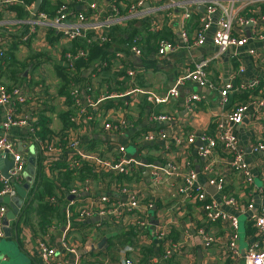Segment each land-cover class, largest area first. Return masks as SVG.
I'll return each instance as SVG.
<instances>
[{
    "label": "crops",
    "instance_id": "obj_1",
    "mask_svg": "<svg viewBox=\"0 0 264 264\" xmlns=\"http://www.w3.org/2000/svg\"><path fill=\"white\" fill-rule=\"evenodd\" d=\"M55 0H52L54 3ZM65 2L73 8L83 6L89 21L101 22L106 13L109 12L108 0H59ZM178 1V0H177ZM226 7L231 4L227 0L222 1ZM94 4V9H89L90 4ZM149 6H153L150 3ZM234 6H238L235 4ZM202 6H195L189 1H178L169 10L155 14L158 19L157 25L151 27L150 31L168 28L173 32L174 39L179 44L175 51L168 52L163 56H155L154 51L143 58L142 53L136 55L132 50L123 46L124 51H119L122 58L120 63L126 64L135 71L134 77L130 79L125 76L120 81L121 85L113 78V70L97 75L91 73V78L87 82H92L93 89L90 99L93 106H89V112L94 116V121L79 129V146L81 150L90 153L103 161H111L118 157L119 148H124L125 159H131L134 169L132 174L136 177L141 172V179H130L125 182L111 173H98L94 179H90L87 192L80 190L83 183H71L70 189H79L75 196L69 195L65 198L66 202L60 201L57 205L61 206V213L52 214L48 217L46 224L40 223V218L35 211L30 213L29 223H25L22 211L31 200L30 190L33 185L35 175L51 177L49 163L43 169H38L39 162L48 159L51 161H66L67 154L48 155L40 152L34 147L35 165L34 173L30 175L29 189L23 199L22 207L17 216L18 222L9 220V229L1 241L0 264H43L40 259L38 243L40 240L47 241L55 251L57 256L65 257L67 264H122L120 248L112 258L107 256V251L112 248L107 246L103 250H95L75 258L68 253L62 245V239L67 245L80 252L83 246L97 244L105 234L116 233L119 231L118 225L100 224L85 221L83 226L75 220L77 209L82 201L107 195L114 200L127 202L128 195L124 193L122 187L129 191L135 189L144 199L150 198L153 201L152 208L148 211L149 225L144 229V236L138 238V244L144 248H152L153 256H149L150 261L157 264H165L166 259L173 256L172 264H243L245 251L260 239L256 231L251 214L256 212L264 203V152L255 151L254 145L258 141L264 140V113L258 116L252 114L253 107L248 108L243 122L233 128V132L239 143L244 149V162L249 168L253 183L246 185L240 171L233 169L230 164L229 156L219 147L213 150L212 154L203 157L198 152L199 139L202 133H214V123L216 120L239 104L243 93L231 91L229 93L228 104L220 105L219 89L230 81L234 85L240 82L252 83L264 77V39L258 40L250 37L251 26H244L241 30L236 26L234 34L247 37V42L237 48H229L221 54H217V48L212 43V37L218 29V21L221 18V10H216L209 23V28L205 33V42L201 46L185 47L180 39L181 31L185 30L188 37L192 39V31L195 23L203 14ZM185 11L190 12V19L183 21ZM28 16L25 17L28 18ZM1 19L17 21L10 25L0 27L6 32L0 31V38L5 37V41L11 40L12 43L7 48L12 51L17 61H26V69L23 75L15 73L17 79L10 80L11 73L18 70L16 65H7V61L0 59V82L7 86L14 83L20 84L22 91L27 96V101L18 112L25 115L27 120L37 121L39 117H44L46 127L53 133L63 129L60 114L67 109H71V103L65 96L58 93L59 78L56 67L62 65V53L69 46L70 42L54 34L45 27H36L30 33L29 26L18 22L24 20L19 17L18 12L9 7L1 11ZM125 22V21H124ZM124 24V23H122ZM142 33V37H146ZM14 43V44H13ZM5 57V56H4ZM114 59V56L111 58ZM110 59V61H111ZM206 61L205 68L207 79L214 86L210 89L200 87L190 80H185L181 85L177 80L187 71L194 67V64ZM117 62L114 59V64ZM97 63L91 65L93 70ZM239 68L244 72L239 73ZM88 73V72H87ZM86 82L77 85L82 91L85 89ZM176 87L180 93L178 98L170 99L167 102H156L155 97L162 96L170 88ZM48 89L43 94L48 97H41L35 100L33 97L40 89ZM131 91L129 94H124ZM87 92V91H86ZM114 93H123L124 96H116ZM199 94L200 101L194 102L192 110H187L185 100L187 96ZM108 94V97L106 95ZM110 95V96H109ZM44 96V95H43ZM85 93L81 94V104L85 105ZM262 103V100H257ZM259 108V105L257 106ZM5 108L0 107V133H2V122L4 119ZM155 115L171 116L169 121L163 122L152 118ZM124 119L126 126L119 132L113 133L103 129V121H115ZM163 132L165 138H157L153 141L145 140L147 134ZM195 135L193 143L188 142L190 135ZM11 138L15 146L29 155V147L33 144L32 137L22 128L13 129ZM93 145V147H91ZM27 158V157H26ZM69 160V159H68ZM168 165H174L180 176H164L165 181L155 183L151 177L154 167L162 168L161 172L166 173ZM193 168L197 173V184L206 192L208 198L215 200L221 210L234 215L240 221V234L237 239L238 255L233 256L228 249L230 227L226 221L218 220L215 223H205L204 216L200 212L198 202L192 197H185L171 193L170 183L182 180V176L187 169ZM27 182V179L26 181ZM221 182L222 188H217V183ZM223 195L234 196L243 201V204L251 202L253 209L238 211L232 206L226 205ZM72 196L73 204L67 206L68 197ZM36 202L32 205L34 208ZM8 207V206H7ZM67 213L69 217L67 219ZM107 220V219H106ZM17 223V224H16ZM205 226V229L214 237V242L209 248H204L195 243L199 235L197 227ZM158 228H163L166 235L163 239L156 237ZM176 234L178 239L172 242L168 234L170 231ZM10 231V232H9ZM99 235V237H98ZM114 235V236H115ZM113 237V235L111 236ZM169 239V240H167ZM116 240V239H115ZM113 240V241H115ZM170 246L171 255L163 259L165 247ZM137 248L129 253V257L137 264L139 251ZM199 251V254H198ZM74 258V259H73ZM3 261V262H2Z\"/></svg>",
    "mask_w": 264,
    "mask_h": 264
},
{
    "label": "built area",
    "instance_id": "obj_2",
    "mask_svg": "<svg viewBox=\"0 0 264 264\" xmlns=\"http://www.w3.org/2000/svg\"><path fill=\"white\" fill-rule=\"evenodd\" d=\"M83 2L84 0H77ZM178 1H189L195 6L203 7V14L198 19V23L194 26L192 31V39L188 37L185 30L181 31L180 39L185 47L190 46H201L205 42V33L209 28V23L212 14L216 10H221V18L218 21V29L215 31L212 37V43L217 48V54H221L228 50L229 48H237L243 46L247 42V37L237 36L234 34L236 26L241 30L244 26H251L252 30L250 37L253 39L263 40L264 39V12L261 9H257L254 13L247 15L241 14L242 10L251 6L257 5L264 2V0H227L231 6L226 7L223 4V0H178ZM177 0H108L109 12L106 13L105 17L101 22L89 21L86 14L82 11L73 8V5L69 6L65 2H62L57 8L53 16L48 15L45 12L37 11L31 17L33 2L28 0H0V27L10 25L17 21H9L7 19H1V11L12 4L20 5L30 14V16L24 20H20L23 24L29 26L30 33H33L36 27H45L47 31H53L54 34L59 35L67 41H72L77 37H86L87 33L94 34L93 39L99 38L100 41L104 42L109 40L107 37L106 29L115 24L122 23L127 20H137L142 19L147 16L159 14L160 10H169L178 3ZM147 3V6L145 4ZM153 3V6H149ZM237 4L238 6H234ZM95 5L92 3L89 5V9H94ZM120 7L126 9L125 13L120 12ZM159 12V13H158ZM190 12L185 11L183 14V21H188L190 19ZM89 41V40H88ZM12 43L11 40L5 41V37L0 38V59L4 58L5 53L8 51L7 48ZM179 44L176 40L163 39L157 44L156 50L154 51L155 56H163L168 52L175 51ZM132 52L136 55L141 54L140 48L134 43L129 47ZM87 50L78 49L75 52L69 50L63 51L62 57H64L63 62L68 66H72L74 61L78 58L85 57ZM61 57V60H62ZM122 58L120 52L114 54V59L117 62L114 64V59L110 61V67L112 69H117L123 67V70L127 77L132 79L134 77L135 71L129 68L126 64L120 63L118 59ZM65 60V61H64ZM62 62V63H63ZM206 61H200L194 64V67L189 69L182 77L177 80V84L181 85L185 80H190L200 87L214 88V86L209 82L206 75ZM244 69L239 68V73H243ZM264 81V77L262 78ZM259 79L252 81V83L240 82L234 85L232 82L227 81L220 89V105L223 107L228 104L229 93L235 91L237 93H242L251 89V87L257 85ZM93 89L92 82H86L85 89L80 90L78 86L71 85V108H74L75 115L71 117V120L78 122L80 118L86 119L87 122L94 121V116L89 112L88 107L93 106V101L90 99V93ZM48 91V89H45ZM44 89H40L35 95L34 99L39 100L41 97H48L49 94H43ZM87 91V92H86ZM128 91L124 94H129ZM85 93V105L81 104V94ZM114 93L113 95H115ZM123 93H117L116 96H124ZM44 95V96H43ZM180 95L176 87L170 88L162 96L155 97L156 102H167L170 99L178 98ZM110 96V95H109ZM108 97V94L106 95ZM185 105L187 110H192L194 102L200 101L201 96L199 94H192L186 97ZM27 101V96L22 91L20 84L14 83L13 85H5L0 82V107L5 108L4 119L2 122V134L0 135V155L3 158L5 154L12 159L13 165L7 171L9 174L8 178H5L1 174L0 170V199L4 197L12 198L17 195L15 185H22L26 181V165L27 156L24 152L19 150L11 138V133L13 129H24L27 134L32 137L33 146L37 147L40 152H45L48 155H62L70 152H74L79 160L89 161L98 170H104L112 175H123L128 176L132 174L133 170L136 169L133 165L131 159H125L124 148H119V155L111 161H103L90 153L81 150L79 146V127L75 129H69V139L64 141L60 135H55L48 137V139H40L37 135L38 126L36 121L27 120L25 115H22L18 110L25 105ZM259 105V108L257 106ZM253 107L252 114L255 116L264 113V102L260 103L255 97H252L249 101L243 104H238L233 106L231 109L226 111L221 117L216 120V126L214 133H202L197 138L201 145L198 147V152L203 156H210L217 147H219L226 155L229 156L230 164L233 169L240 171L243 176V181L246 185L253 183V178L249 171V168L244 162V149L239 143L237 137L233 132V128L242 123L248 108ZM152 118L158 121H169L171 116L167 115H155ZM103 129L108 132H119L126 126V121L124 119H118L115 121H103ZM166 134L163 132H155L147 134L145 140L153 141L157 138H165ZM195 135H190L188 138L189 143H193L195 140ZM255 151L264 152V140L258 141L254 145ZM70 159L69 165L71 167L78 166L76 163L77 159ZM53 159H48L43 162V167L46 168V162ZM162 168L154 167L151 171V177L155 183H162L167 180L164 176H180L174 165H168L166 173L161 172ZM90 179H86L78 188L82 191L87 192L88 183ZM197 173L193 168L187 169L182 180L178 182L170 183L171 193L183 195L185 197H193V199L198 202L200 212L204 216L205 223H215L218 220L226 221L230 227V235L228 241V249L231 255L237 256V239H238V219L236 216L228 214L221 210L218 203L208 198L205 190L197 184ZM217 188L220 190L222 188L221 182L217 183ZM79 189H70L68 192L70 195L75 196ZM124 193L128 195L127 202L123 203L118 200H114L107 195H102L95 198H89L82 201V204L77 209L78 218L81 221H88L94 217H107L106 219L94 222L96 225L104 224L106 221L110 224L124 226L125 230L129 227L139 228L142 232L149 225V215L148 211L153 206V201L149 198L147 205L142 206L143 198L140 193L136 192L135 189L129 191L128 188L122 187ZM49 203H58V199L55 197H50L46 199ZM222 200L226 205L232 206L238 211L251 210L253 209V204L251 202L246 205L239 198H235L230 195H223ZM73 204V199L68 200L67 206ZM7 213V205L0 202V244L5 236L4 231V219ZM69 213H67V219ZM251 219L253 225L260 235V239L255 241L244 253L243 264H264V203L259 207V209L251 214ZM163 228H158L155 235L156 237L163 239L167 234ZM199 238L201 239L204 248H209L213 242L214 237L205 229V226H199L196 229ZM169 240V239H167ZM171 245V240L168 242ZM62 245L65 249V253L71 254L74 258L77 257V252L75 249L69 247L67 243L62 239ZM40 250L39 256L43 264H67V259L65 257L57 256V252L54 247L47 243V241L40 240L38 243ZM134 248L130 245H124L120 248V258L122 264H135L133 259L129 257ZM171 255L170 246L165 247L163 253V259L168 258ZM73 258V259H74ZM77 260V259H76ZM73 264H77V261Z\"/></svg>",
    "mask_w": 264,
    "mask_h": 264
},
{
    "label": "trees",
    "instance_id": "obj_3",
    "mask_svg": "<svg viewBox=\"0 0 264 264\" xmlns=\"http://www.w3.org/2000/svg\"><path fill=\"white\" fill-rule=\"evenodd\" d=\"M28 1L33 2L34 0ZM61 3L62 2L59 0H55L54 3H52V0H43L38 11L45 12L48 15L53 16ZM9 8L16 10L19 17L22 19H25V17L29 15L24 7H21L20 5L12 4L9 6ZM257 9H261L262 12H264V2L257 5H251L243 9L241 14L250 15ZM120 12L123 14L126 12V9L120 7ZM122 23L115 24L106 29L107 37H109V40L107 41L102 42L99 40V38L93 39L94 34L91 33H87L86 37H77L76 39L70 41L69 46H67L64 51L69 50L71 52H75L78 49H84L87 50V54L85 57L78 58L76 61H74L72 66H68L66 63H64V57H62V65L56 67L59 78L58 93L65 96L67 101L71 103V85L77 86L84 84L91 78L92 72L97 75H103L104 72L110 70V59L116 52L124 51L125 49L123 46H125V44L127 47H130L135 43L140 48L143 58H145L147 54L149 55L150 52L156 50L157 44L160 40L174 39L175 37L173 36V32L165 27L155 31L149 30L158 23L157 16L155 15L147 16L137 20H127ZM196 24L197 23H195V25ZM143 32L147 34L146 37H142ZM16 43L17 42H15V44L13 43L14 45H12L11 50L7 51L4 55V60L7 61V65L10 64L18 66V70L13 71L9 77L12 81L17 79L15 73L21 76L27 67L26 61L20 62L15 59V55L12 51L15 49ZM94 63H97V65L93 70H91L90 67ZM111 71H113V78L121 85L120 81L125 76L123 67H119ZM252 97L264 102V81L262 79H259L258 84L251 87V89L243 93L242 96H238V98L241 99L239 104L246 103ZM74 115V108L64 110L60 114V118L63 123V129L56 133H53L46 127L47 120L44 117H39V119L36 121V124L39 128L37 135L42 140L48 139V137L51 136L60 135L64 141H68L69 129H75L76 127L82 128V126L87 125L88 123L84 118H80L77 123L72 121L71 117ZM91 147H93V145ZM76 157L77 155L74 152H70L68 153L67 158L69 160H75ZM68 159L66 161L46 162L49 163V167L47 168H49L51 171V177L41 176L42 171L39 172V175H35L33 185L30 190L31 200L22 211V216L25 223H29L30 213L35 211L40 218V223L46 224L50 215L57 214V216H59L61 213V206L57 205L58 203H49L46 200L47 198L55 197L58 199V202H66L65 198L69 195V185L71 183H84L86 179H94L98 173H108L104 170H98L95 165L89 161L79 160L78 158H76V163H79V165L71 167L68 163ZM43 168L44 167L40 165L39 162L38 169L40 170ZM117 176L119 179L122 178L125 180V182H128L131 178H136V180L141 179V172L138 173L137 177L136 173L130 174L128 176ZM148 200V198L144 199L142 201V206L147 205L146 203ZM35 202L36 206L33 208L32 205ZM75 221L77 223L79 222V224L82 226L86 224L85 221H81L78 216L75 217L74 222ZM103 223L108 222L104 221ZM117 229H119V231L116 233V235L107 239V242L111 243V241L117 239L119 240L118 243L122 244V246L130 245L134 248V250L137 248V252L139 251V261L137 264H157V262L154 263L149 259V256L154 255L152 248H144L138 244V238H140V236H144V233L139 228L129 227L127 230H125L124 226L122 227L121 225H118ZM173 233L174 232L171 230L168 236L172 242H176L178 237ZM109 243L107 244L110 245ZM172 258L173 256H170L168 259H166L165 264H172Z\"/></svg>",
    "mask_w": 264,
    "mask_h": 264
},
{
    "label": "water",
    "instance_id": "obj_4",
    "mask_svg": "<svg viewBox=\"0 0 264 264\" xmlns=\"http://www.w3.org/2000/svg\"><path fill=\"white\" fill-rule=\"evenodd\" d=\"M43 0H34L33 3V8H32V13H31V17L34 13H36L41 4H42ZM145 6H147V3L145 4ZM83 6L79 5L76 6V10L82 11L80 9H82ZM1 32H6L5 29H0ZM2 133H0L1 135ZM198 145H201V143H197ZM35 152H34V146L31 145L29 147V155L27 156V165H26V179L27 182L23 183L22 185H15L16 188V192L17 195L12 197V198H7L4 197L3 199H0V202L5 203L8 207H7V213L4 219V231L7 232V230L9 229V220H14L15 222H18L20 216H17V213L19 211V209L22 207V202L23 199L26 196V192L29 189L30 185V175H32L34 173V165H35V156H34ZM13 165V161L11 158H9V156L7 154H5L3 156V158L0 155V170H1V174L5 177L8 178L9 174H8V170L12 167ZM69 199H72V196L68 197ZM103 219H107V217H99V216H94L92 217L89 222H97L99 220H103ZM17 224V223H16ZM10 232V231H9ZM114 236L115 233H111V234H105L97 244L93 245L90 244V242H87L84 246L83 249H81L80 252L77 253V255L81 256L82 254H87L90 253L92 251L95 250H103L107 245H106V241L107 239H109L111 236ZM195 243L197 245L201 244V239L198 237L195 240ZM104 247V248H103ZM199 254V251H198Z\"/></svg>",
    "mask_w": 264,
    "mask_h": 264
},
{
    "label": "rangeland",
    "instance_id": "obj_5",
    "mask_svg": "<svg viewBox=\"0 0 264 264\" xmlns=\"http://www.w3.org/2000/svg\"><path fill=\"white\" fill-rule=\"evenodd\" d=\"M237 234H240V221H238V230H237ZM104 236V235H103ZM102 236V237H103ZM99 237V235H98ZM141 237V236H140ZM119 240H115V241H111V243L106 241V244L109 243L110 245L108 247L112 248L111 251H107V256H109L110 258L114 257L118 251V249L122 246V244L118 243ZM1 247V244H0ZM104 248V247H103ZM3 262V261H2Z\"/></svg>",
    "mask_w": 264,
    "mask_h": 264
}]
</instances>
